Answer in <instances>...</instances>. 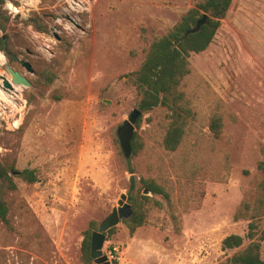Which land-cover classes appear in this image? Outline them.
I'll return each instance as SVG.
<instances>
[{
  "label": "rangeland",
  "instance_id": "1",
  "mask_svg": "<svg viewBox=\"0 0 264 264\" xmlns=\"http://www.w3.org/2000/svg\"><path fill=\"white\" fill-rule=\"evenodd\" d=\"M29 1L5 0L2 10L10 20L6 30L0 28V39L6 36L36 73L50 68L58 78L41 87L33 81L36 73H27L33 86L16 88L20 127L0 120V159L40 172L35 184L17 178L18 189L7 197L11 222L0 221V264H86L81 245L90 221L100 223L111 213L132 176L116 138L139 108L126 74L145 56L142 31L167 33L202 0ZM36 17L47 25L45 32L32 24ZM1 52L0 74L9 75L6 63L26 72ZM190 60L211 86L200 94V110L207 114L215 105L212 89L225 102V138L215 141L205 127L186 148L168 154L158 144L156 121L163 110L136 124L146 142L133 160L136 176L153 175L149 169L157 171V164L180 174L186 232L176 233L158 209L133 235L122 221L103 248L114 255L112 264H219L233 253L223 251L222 239L248 232V221L233 216L245 189L262 175L257 164L264 148V0H234L212 44ZM55 90L68 95L56 101ZM227 150L230 171L224 167ZM188 157L195 163L190 174L181 167Z\"/></svg>",
  "mask_w": 264,
  "mask_h": 264
},
{
  "label": "trees",
  "instance_id": "2",
  "mask_svg": "<svg viewBox=\"0 0 264 264\" xmlns=\"http://www.w3.org/2000/svg\"><path fill=\"white\" fill-rule=\"evenodd\" d=\"M5 0H0V28L6 30L10 17L2 10ZM234 0H202L190 8L170 30L163 34L149 35L147 29H143L142 36L147 44L145 56L139 66L126 74L127 82L137 91L136 103L142 111L136 124L141 127L143 117L146 114L163 110L162 120L156 121L159 132L158 144L166 153H177L182 148L190 145L193 139L202 135L204 128H208L215 141L225 138V102L215 95V105L209 113L199 108L200 94L206 89H211L210 84L195 69L190 57L193 53L206 51L214 41L223 19L232 8ZM207 15V21L196 32H189L197 22ZM32 24L39 31L45 32L47 25L41 18L33 19ZM0 49L9 58L10 63H19L12 49L10 41L2 37ZM58 78L50 68L39 70L33 79L36 86L48 87ZM68 94L55 90L53 98L61 101ZM33 96H29L30 101ZM150 123L154 121L151 117ZM118 144L120 141L116 138ZM132 154L128 157L129 172L132 174L127 190L128 202L132 205V216L124 219V224L133 235L136 230L149 224L153 209L165 211L173 224L175 232H183V216L180 211L179 189L182 181L180 174L171 167L169 171L165 166L157 164V171L150 167V176H136L137 165L133 162L146 150V142L135 130L131 141ZM121 147V146H120ZM121 152L124 154L122 148ZM263 158L258 162L261 177L245 189L243 199L235 210L234 221H248V232L245 235L232 233L222 240L224 252L227 254L219 264H264V148ZM127 158V157H126ZM230 152L225 153V169L230 171ZM192 158H186L182 168L190 174L194 168ZM177 177L175 180L173 177ZM17 178L27 184H35L40 180V172L37 168L17 167L16 162L0 159V221L10 224L9 193L18 189ZM149 190L151 195L144 194ZM99 222L91 220L89 228L84 233L81 245L82 260L86 264H97L91 256V238ZM117 230V226L107 232L109 240Z\"/></svg>",
  "mask_w": 264,
  "mask_h": 264
},
{
  "label": "water",
  "instance_id": "3",
  "mask_svg": "<svg viewBox=\"0 0 264 264\" xmlns=\"http://www.w3.org/2000/svg\"><path fill=\"white\" fill-rule=\"evenodd\" d=\"M207 21V15H204L189 32L198 31L201 26ZM6 38V36H4ZM58 39L60 37L58 36ZM18 61L25 68L26 72L16 69L13 65L6 63L5 67L9 75L0 74L3 86L11 91H16V86L32 87L33 82L28 77L27 73L35 74L36 70L32 63L27 60H21L16 56ZM142 111L136 108L132 111L129 118L124 120L118 128V139L125 157H130L132 154L131 141L133 139L136 122L141 116ZM144 194L151 195L149 190H144ZM132 205L128 202L127 193H123L118 200V205L114 206L111 213L107 215L100 223L96 230L92 233L91 238V256L97 264H112L109 257L104 254V244L107 240V232L109 229L117 226L124 219H129L132 216Z\"/></svg>",
  "mask_w": 264,
  "mask_h": 264
},
{
  "label": "built area",
  "instance_id": "4",
  "mask_svg": "<svg viewBox=\"0 0 264 264\" xmlns=\"http://www.w3.org/2000/svg\"><path fill=\"white\" fill-rule=\"evenodd\" d=\"M10 12H12V9H10ZM0 87H1L2 91L7 90V93H8L7 95L11 96L9 100L3 99L0 96V120L4 121L5 123L8 122V123L12 124V126H14L15 128H19L21 125V121H20V119H17V120L15 119V117H17V114H19V115L21 114L19 108H22L21 102L17 101V99L21 100L19 93L17 92V90L11 91V90H8L7 88H5L3 86V82H0ZM2 91H0V92H2ZM8 112H10V115L7 114ZM7 116H8V118H7ZM9 116H11L12 119L11 118L9 119ZM108 257L110 259V257H114V255L111 254Z\"/></svg>",
  "mask_w": 264,
  "mask_h": 264
},
{
  "label": "bare ground",
  "instance_id": "5",
  "mask_svg": "<svg viewBox=\"0 0 264 264\" xmlns=\"http://www.w3.org/2000/svg\"><path fill=\"white\" fill-rule=\"evenodd\" d=\"M27 2H29L30 3V1L29 0H24V3L23 4H26ZM2 53V52H1ZM2 55H3V53H2ZM3 57H4V55H3ZM16 88L17 89H19L20 91H21V86H16ZM16 89V90H17ZM0 91H2V89H1V87H0ZM8 93H7V90H5V91H2V92H0V96L3 98V99H6V100H9L10 99V95H7Z\"/></svg>",
  "mask_w": 264,
  "mask_h": 264
},
{
  "label": "crops",
  "instance_id": "6",
  "mask_svg": "<svg viewBox=\"0 0 264 264\" xmlns=\"http://www.w3.org/2000/svg\"><path fill=\"white\" fill-rule=\"evenodd\" d=\"M6 38H7V37H6ZM2 53H3V52H2ZM3 55H5V54L3 53ZM184 222H185V224H186V217H185V219H183V232L185 233V232H186V229L184 228ZM185 226H186V225H185ZM225 237H226V236H225ZM225 237H224V238H225ZM224 238H223V239H224ZM223 239H222V240H223Z\"/></svg>",
  "mask_w": 264,
  "mask_h": 264
}]
</instances>
